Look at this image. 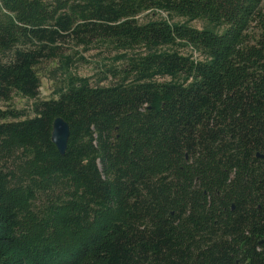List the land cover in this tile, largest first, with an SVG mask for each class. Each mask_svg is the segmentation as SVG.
Returning <instances> with one entry per match:
<instances>
[{
    "label": "trees",
    "instance_id": "obj_1",
    "mask_svg": "<svg viewBox=\"0 0 264 264\" xmlns=\"http://www.w3.org/2000/svg\"><path fill=\"white\" fill-rule=\"evenodd\" d=\"M14 96L0 264H264V0H0Z\"/></svg>",
    "mask_w": 264,
    "mask_h": 264
},
{
    "label": "rangeland",
    "instance_id": "obj_2",
    "mask_svg": "<svg viewBox=\"0 0 264 264\" xmlns=\"http://www.w3.org/2000/svg\"><path fill=\"white\" fill-rule=\"evenodd\" d=\"M193 27H198L197 24H192ZM104 56V53L96 54L95 51H91L85 54V57L88 60V65L86 66H77L76 70H74L79 76L88 77L92 75L93 68L96 66L97 61H99ZM52 64H43L39 69L40 81H41V89L39 93V100H47L52 98V92L56 87V83L50 80L47 77V73L49 70L53 68ZM27 105L26 101L21 100L20 98L14 96L12 101L8 104H0V109L4 110L6 108H16L23 109Z\"/></svg>",
    "mask_w": 264,
    "mask_h": 264
},
{
    "label": "water",
    "instance_id": "obj_3",
    "mask_svg": "<svg viewBox=\"0 0 264 264\" xmlns=\"http://www.w3.org/2000/svg\"><path fill=\"white\" fill-rule=\"evenodd\" d=\"M69 135L67 123L61 118L55 119L52 124L51 142L60 155H63L66 150Z\"/></svg>",
    "mask_w": 264,
    "mask_h": 264
}]
</instances>
